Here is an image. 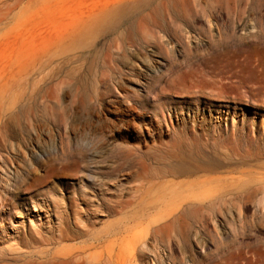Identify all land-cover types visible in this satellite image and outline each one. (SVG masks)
<instances>
[{
    "label": "rangeland",
    "instance_id": "374dc122",
    "mask_svg": "<svg viewBox=\"0 0 264 264\" xmlns=\"http://www.w3.org/2000/svg\"><path fill=\"white\" fill-rule=\"evenodd\" d=\"M130 263L264 264V0H0V264Z\"/></svg>",
    "mask_w": 264,
    "mask_h": 264
},
{
    "label": "bare ground",
    "instance_id": "6f19581e",
    "mask_svg": "<svg viewBox=\"0 0 264 264\" xmlns=\"http://www.w3.org/2000/svg\"><path fill=\"white\" fill-rule=\"evenodd\" d=\"M197 185H201L202 188L197 186ZM167 189L171 190V196L170 197H166L161 202H158V203L153 205V207L155 209H157L158 211H160V209L165 207V206L166 207L171 206L175 199H179V200H182V201H185V202H189V204L191 205V203L194 202V201H198V200L203 199V198L208 199V197L209 198L211 197V194H210L211 190L210 189L206 190V185L202 184L201 182H199L198 184H195V183H191V182L176 183V182L172 181L167 186ZM195 189L196 190H200V192L197 193V194L196 193L193 194L192 191L195 190ZM212 192H213V190H212ZM170 223L162 224V225H160V226H158L156 228H143L142 231L136 233L135 236L133 237L132 241L130 242V245H131L130 246V253L133 256V258L136 255L143 256V255H146L148 252H154V253L157 252V250H159V247L161 246V244L164 242V239H163L162 236H160V234L163 233V232H166L169 229V228H165V227H167ZM139 229H141V228H127L126 226H123L122 228H116L114 231L113 230L109 231V233H107L105 238L106 237L110 238V237H113V236H117L121 232L129 233V232H132L134 230H139ZM233 232L231 231V233L235 235L236 232H234V233ZM222 238H224V237H222ZM92 239L95 240V243H97V242L99 243V244L96 245V247H98L99 245L104 243L101 238H99V239L92 238ZM235 239H236V235H235ZM95 243H94V245H95ZM226 244L227 243H225L223 245H224V249L226 251H228V252H227V254H225V253L224 254L226 255L227 259L230 260V262L234 261L237 258H240L241 256H244V257H246L248 259L252 257V256L250 257L251 254L248 255L246 252H243L241 249H237L235 247V245L231 244V245L227 246L228 244L227 245ZM173 246H174V244L172 245V247ZM224 249H223V251H225ZM81 254L82 253H78V254L65 253L64 256L66 258H68L69 261H74V259L78 258ZM109 258L110 259L112 258V256L110 254L108 255V259ZM59 260H61V259H59ZM130 260H133V259L130 258ZM248 261H250V260H248ZM226 262H228V261H226Z\"/></svg>",
    "mask_w": 264,
    "mask_h": 264
}]
</instances>
